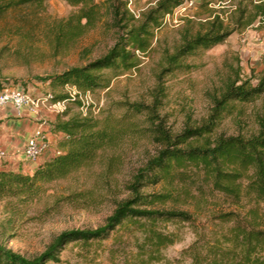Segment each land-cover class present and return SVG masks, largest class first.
Listing matches in <instances>:
<instances>
[{
  "label": "trees",
  "instance_id": "trees-1",
  "mask_svg": "<svg viewBox=\"0 0 264 264\" xmlns=\"http://www.w3.org/2000/svg\"><path fill=\"white\" fill-rule=\"evenodd\" d=\"M49 0H0V17L25 6L41 9ZM74 8L64 20L46 23L54 55L66 53L82 37L107 19L114 31V44L106 53L63 72L38 78L48 83L55 100H65L70 86L77 90L75 105L83 108L82 96L103 91L112 82L141 63L148 54L167 14L185 0H157L140 19L131 13L126 0H64ZM202 3L208 0H201ZM243 1V0H242ZM240 8L237 28L264 19V3L250 2ZM219 16L193 34L186 31L181 43L163 60L162 73L192 71L188 60L200 52L223 44L233 33ZM91 51L86 49L82 57ZM162 77L157 79L158 89ZM4 89V88H2ZM1 89V90H2ZM264 97V72L257 84H226L214 99L208 118L199 126L172 133L158 122L152 109L140 103H123L120 115L112 111L94 115L68 108L57 116L53 129L62 138L57 154L31 173L0 169V199L26 206L45 194L49 185L65 180L92 165L102 153L118 149L126 139H149L156 153L138 169L126 187L127 196L116 204L105 223L95 229L62 232L41 255L27 258L0 246V264L60 263L69 244L84 254L88 264H104L96 256L105 254L107 264H166V251L182 243V228L189 227L193 241L182 250L189 264H264V119L250 134H216L222 121L234 114L237 105ZM157 104V103H156ZM149 125L148 130L146 126ZM152 127V128H151ZM117 157L111 164L115 166ZM221 195L236 210L197 214L178 209V204L206 203L208 195ZM77 198L92 205L94 198ZM203 209V208H202Z\"/></svg>",
  "mask_w": 264,
  "mask_h": 264
},
{
  "label": "rangeland",
  "instance_id": "rangeland-1",
  "mask_svg": "<svg viewBox=\"0 0 264 264\" xmlns=\"http://www.w3.org/2000/svg\"><path fill=\"white\" fill-rule=\"evenodd\" d=\"M126 1L137 19L157 2ZM251 1L264 3V0H208L205 3L185 0L187 11L164 20L162 28L156 32L153 49L148 54H140L138 67L116 78L109 89L82 96L83 108L79 109L75 102H71L69 108L85 114L92 111L94 115H101L110 110L120 115L123 103H140L155 109V118L163 121L172 133L201 125L226 84L238 81V84L256 85L264 72V19L259 18L246 28L236 27L240 8L248 6L251 10ZM73 11L64 0H49L41 9L25 6L0 17V90L19 87L35 97H54L49 84L38 78L84 65L107 52L114 44L115 33L105 19L66 53L54 55L46 23L67 19ZM215 16L223 19L234 33L223 44L191 57L188 60L193 67L191 72L162 73L164 57L174 53L182 35L186 31L197 33ZM86 49L91 53L83 58L82 52ZM159 75L162 77L160 93L157 92ZM64 92L68 94V88ZM7 108L0 107V128L8 120L4 117ZM263 119L264 97L237 105L234 114L222 121L216 134H250L257 131L258 122ZM156 149L149 139L132 141L129 138L118 149L106 150L92 165L49 185L44 195L26 206L0 199V246L35 258L64 231L102 226L116 204L127 196L126 187L133 175ZM5 156L0 147L3 166L9 162ZM116 157L117 163L113 166ZM90 193L95 200L92 205L76 202L77 198ZM178 209L197 214L200 219L211 213L236 210L235 206L223 202L219 194L208 195L203 207L202 202H183L178 204ZM181 231L183 241L166 251V264H189L182 261L181 252L193 241V234L187 226ZM101 254L96 256V261L107 264L105 254ZM60 258V263L52 264H88L74 244L62 250Z\"/></svg>",
  "mask_w": 264,
  "mask_h": 264
},
{
  "label": "crops",
  "instance_id": "crops-1",
  "mask_svg": "<svg viewBox=\"0 0 264 264\" xmlns=\"http://www.w3.org/2000/svg\"><path fill=\"white\" fill-rule=\"evenodd\" d=\"M7 109L9 110L4 117L8 120L5 126L0 128V147L9 162L5 166L1 163L0 169L31 173L39 164L57 154V142L62 135L54 131L53 124L58 115L43 110L39 118H30L17 115L11 107ZM39 128L46 132L48 147L38 161H30L25 158L24 150L29 139Z\"/></svg>",
  "mask_w": 264,
  "mask_h": 264
},
{
  "label": "built area",
  "instance_id": "built-area-1",
  "mask_svg": "<svg viewBox=\"0 0 264 264\" xmlns=\"http://www.w3.org/2000/svg\"><path fill=\"white\" fill-rule=\"evenodd\" d=\"M187 7L184 3L173 13L167 14L165 21L174 18L178 13L186 12ZM68 98L65 100H55L53 96L35 97L28 93L24 88L7 87L0 90V107H11L19 116L30 118H39L43 110L53 114H63L69 108L71 102L78 98V92L75 88L68 86ZM47 135L41 128L37 129L34 135L29 139L25 150V158L30 161H38L47 149Z\"/></svg>",
  "mask_w": 264,
  "mask_h": 264
}]
</instances>
